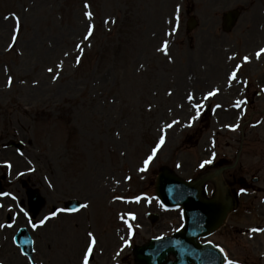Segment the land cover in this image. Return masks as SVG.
Wrapping results in <instances>:
<instances>
[{
    "label": "rangeland",
    "instance_id": "374dc122",
    "mask_svg": "<svg viewBox=\"0 0 264 264\" xmlns=\"http://www.w3.org/2000/svg\"><path fill=\"white\" fill-rule=\"evenodd\" d=\"M84 2L0 0V149L6 140L16 136L25 143L23 156L11 150L0 154V162L7 160L13 165L9 170L0 163V171L10 172L12 184L17 173L23 171L24 179L42 191L48 204L37 219L68 199L90 201L89 209L80 215L60 216L45 228L34 230L38 264H78L86 241V219L94 221L104 250V254L99 252L102 256L98 254L96 264H135L136 247L156 236L174 233L181 224L180 211L163 212L156 203L155 183L160 171L167 169L184 180L196 181L213 171L212 163L200 167L204 160L215 163L224 157L232 165L236 161L232 157L234 149L238 151L245 133L238 172L231 170L226 175L232 179L251 176L252 172L261 174L260 191L264 192V122L260 127H249V122L264 121V95L258 96L264 93L260 91L264 88V59L244 64L238 73L239 82L234 81L232 87L226 83L233 65L241 63L244 55L254 56L264 44V31L250 33L254 24L250 18L264 21V0H88L95 32L92 47L85 48L81 64L75 65L74 45L89 23L83 15ZM177 3L182 5V22L179 31L169 37L168 21L173 19ZM188 9L195 12L200 22L191 34L186 32ZM232 9H239L242 14L236 28L225 34L222 18ZM14 13L22 20V34L17 48L5 52L14 28ZM113 19L115 23L104 22ZM165 39L170 41L171 63L157 51ZM65 51L72 55L65 58ZM233 53L238 54L236 59L227 60ZM212 58V65L216 63L215 78L202 77L205 71L201 68L207 67ZM61 59L64 68L60 78L54 80L47 68L58 71L56 65ZM141 64L144 68H140ZM5 66L10 72H5ZM9 74L14 77L11 88L5 86ZM36 80L39 84L33 83ZM214 87L221 91L215 98L203 101L204 94ZM169 89L171 96L167 95ZM189 91L205 104L202 115L191 127L185 126L195 115L186 99ZM237 100L246 103L236 107ZM148 104L152 105L151 111ZM218 104L220 107L215 106ZM208 110L210 122L201 123ZM173 119L180 123L167 129L166 142L148 171L139 172L158 141L161 128ZM231 124L239 127L233 131L228 127ZM249 131L251 135L247 136ZM29 167L36 170L28 172ZM126 176L132 179L126 180ZM49 181L52 188L48 187ZM205 185L210 197L214 183ZM137 195L146 199L133 204L131 199ZM116 196L124 197L125 203H114ZM256 207L252 217H241L244 228L264 224V217L260 216L264 206L258 208L256 201ZM128 208L137 213L133 238L128 236L123 219L116 218L117 211ZM151 212L161 216L156 226L147 220ZM235 224L239 225L238 220ZM65 228L73 229L74 242L71 231L61 233ZM229 230L224 229L212 241L225 246L242 264H261L257 256L264 252V234L250 240L249 234L233 235ZM121 237L129 239L130 246L124 247ZM112 238L118 241L113 244ZM260 245L262 248L256 247ZM20 257L9 243L0 249V261L5 264H29Z\"/></svg>",
    "mask_w": 264,
    "mask_h": 264
},
{
    "label": "snow or ice",
    "instance_id": "6c2138e0",
    "mask_svg": "<svg viewBox=\"0 0 264 264\" xmlns=\"http://www.w3.org/2000/svg\"><path fill=\"white\" fill-rule=\"evenodd\" d=\"M181 7H182V5L180 3H177L175 5V9H174V13H173V19L168 21V23L171 25V30L167 32V36H169V37L175 35L179 31L180 22H181ZM83 8H84L83 15L86 18V20L89 21V23L86 25L85 32L82 35L81 39L74 45V50L77 52V54L74 58L75 65L81 64L85 48L86 47L87 48L92 47L91 40L93 39L94 32H95V24L91 23V21L94 19V13L91 10L92 5L90 3H88V0H85ZM11 18L14 20V28L12 30L10 42L8 43L7 47L5 48V52H11L17 48V41H18L20 35L22 34V20H21L20 16L14 13ZM6 19H7V17H6ZM104 22L107 24L109 22L115 23L116 21L113 19V20H105ZM169 43H170V41L168 39H165L162 42V45L159 48H157V51L162 52L164 55H166L168 61L171 63L174 61H173L172 55L169 52ZM18 54L22 56L23 52H19ZM70 55H72V53L69 51H65L63 53V56L65 58L69 57ZM237 55H238L237 53H233L227 57V60L233 61L236 59ZM262 56H264V47H260L258 50H256L254 53V56L253 55L242 56V58H241L242 62L234 64L232 69L228 73L227 80H226L227 86L232 87V84L234 81L239 82L238 73L243 68L244 64L250 63L253 58L255 60L259 61L262 58ZM56 68L58 69V71H55V72H54V69L52 67L47 68V72L53 73V79L54 80L60 78V73L63 71V68H64V60L63 59H61L57 63ZM140 68H144V65L141 64ZM5 72L6 73L10 72V70L7 68V66H5ZM13 82H14L13 75H11V74L7 75V81H6L5 86L8 88H11L13 86ZM20 82L22 84L26 83V81H24V80H21ZM33 83L39 84V81L36 80V81H33ZM244 83L246 84L247 81H244ZM220 91H221V89L219 87L211 88L210 90H208L206 92V94H204V96L202 97V100L208 101L211 97L216 96ZM172 94H173L172 90L169 89L167 91V95L171 96ZM186 99L188 100L189 103H191L192 107L195 109V115L191 116L189 118L188 123L185 125L187 127H191L192 124L195 121H197L200 118V116L202 115V110L205 107V104L201 101H198L195 93L191 92V91L186 93ZM114 102L115 101H113V103ZM244 103H246V101L237 100L235 106L240 107ZM181 107H183V105H181ZM216 107H220V105L218 104V105H216ZM147 108H148V111H151L152 105L148 104ZM170 111H171V109H170ZM179 123H180L179 120L173 119L170 123L164 124V126L161 128V135L159 136L158 141L156 142L155 146L151 149V151L147 155V157L143 160V162H142L143 166L138 169L139 172L143 173V172L148 171L149 166L156 159L157 153L160 151V149L163 147V145L166 142V131H167V129H171ZM228 127H230L233 131H235L236 128L239 127V124L229 125ZM116 136L119 137L120 133L117 132ZM17 151H18L20 156L24 155V153L22 151H19V150H17ZM121 155H124V153H121ZM214 157H215V153H213V158ZM27 162L29 165L32 164L31 160H28ZM212 162H213L212 159L204 160L200 164V167L203 168V167H205V165L211 164ZM0 163H2V165L9 170H11L13 167L11 161L5 160V161L0 162ZM35 170L36 169L34 167H29L27 169L28 172H34ZM17 175L18 176H24L25 172H23V171L18 172ZM45 179H48V178L45 177ZM125 179L131 180L132 177L126 176ZM116 183L119 184L120 181L117 180ZM48 187L49 188L53 187V184L51 181L48 182ZM240 192L244 193V192H246V189L241 188ZM0 196L10 197L13 201L18 200V197L11 192L0 193ZM142 198H144V197L135 196L133 199L136 203H139ZM114 199L123 200L125 198L121 197V196H116V197H114ZM149 202H151V201L149 200ZM161 206L164 207L163 203H161ZM89 207H90V201L86 199L84 202H80V203H78L77 206L72 207V208H56V209L48 212L46 215H43L38 220H34L33 217L29 214V212L26 211L23 207L19 208V212L17 213V215H19V213H23L24 216L27 217L28 224L30 225V227L33 230H37V229H41V228L46 227L51 220H53L54 218H57L63 212H67V213L80 212L81 210L89 209ZM0 208H4V204L2 202H0ZM7 210L11 211L12 205H9ZM180 214H181V220H183L184 219L183 209L180 210ZM125 215H130L133 220H135V218H136L134 213H128ZM121 219H124V216H121ZM14 223H15L14 218L12 219L11 222L0 223V229L12 228L14 226ZM128 228H129V232L131 234L132 233V225L128 224ZM183 228H184V224L181 223L180 227H178L176 229V231L179 232ZM248 233L250 236L252 234H264V226L251 227V228H249ZM86 235L88 238V242L86 243L85 248H84L82 255H81V264H90V260L93 259V250L97 245V237L93 233V231H87ZM13 239H14V243H15V237ZM154 239L158 240V241H164L165 237L163 235H161V236L154 237ZM121 240L123 241L124 247L130 246L131 241L129 239H125L124 237H121ZM180 243L181 242L177 241V240L171 241V244H173V245H179ZM161 247H164V246L162 245ZM215 247L219 250L220 253H223V264H242V261L240 259L229 257V255L225 251V249L223 247H221L219 244L215 245ZM33 250L35 251V249H33ZM121 251H122V249H121ZM21 255L25 256L28 259L29 264H35L34 258L28 256V254L26 252L21 251ZM117 255H120V252H117ZM0 264H3V261H0Z\"/></svg>",
    "mask_w": 264,
    "mask_h": 264
},
{
    "label": "water",
    "instance_id": "95a60500",
    "mask_svg": "<svg viewBox=\"0 0 264 264\" xmlns=\"http://www.w3.org/2000/svg\"><path fill=\"white\" fill-rule=\"evenodd\" d=\"M165 182H174V183H179V181H177L176 179L173 178H165L162 181V184ZM162 188L159 189V191ZM197 200V201H196ZM194 202H196L194 204ZM185 208L188 210V216L190 218L191 221H194L195 217L197 216V211L200 210L202 213H204L206 216L208 217H213L216 216V224H214L212 227L215 228L219 225L220 220L222 219V217L224 216V213L226 211V209L221 208L220 212L217 214V210H215V205L212 202H199L198 201V194L196 195V199H190L188 202L187 200H185L184 202ZM157 250V248H155L154 243L150 244L147 247L141 248L138 251V259L139 261L144 262L145 264H168L166 263L165 259L167 257V254L169 252H166L164 255H160L158 258V262H154L153 263V259L151 256H145V254L147 255L148 252H155ZM201 263H203V259H200ZM183 263V260L181 261ZM222 259L221 257L216 253V264H221ZM178 264V263H176Z\"/></svg>",
    "mask_w": 264,
    "mask_h": 264
},
{
    "label": "bare ground",
    "instance_id": "6f19581e",
    "mask_svg": "<svg viewBox=\"0 0 264 264\" xmlns=\"http://www.w3.org/2000/svg\"><path fill=\"white\" fill-rule=\"evenodd\" d=\"M251 21H253V23H254V28H253V30H254L255 32H258V31H256V30H257V26H258L257 19L253 18V19H251ZM74 240H75V239H74Z\"/></svg>",
    "mask_w": 264,
    "mask_h": 264
}]
</instances>
